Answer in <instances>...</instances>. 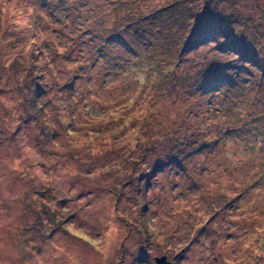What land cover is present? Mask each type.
I'll use <instances>...</instances> for the list:
<instances>
[{
	"label": "rangeland",
	"instance_id": "1",
	"mask_svg": "<svg viewBox=\"0 0 264 264\" xmlns=\"http://www.w3.org/2000/svg\"><path fill=\"white\" fill-rule=\"evenodd\" d=\"M264 264V0H0V264Z\"/></svg>",
	"mask_w": 264,
	"mask_h": 264
},
{
	"label": "water",
	"instance_id": "2",
	"mask_svg": "<svg viewBox=\"0 0 264 264\" xmlns=\"http://www.w3.org/2000/svg\"><path fill=\"white\" fill-rule=\"evenodd\" d=\"M155 261H156V264H170L166 262V257H163L161 259L157 258Z\"/></svg>",
	"mask_w": 264,
	"mask_h": 264
}]
</instances>
